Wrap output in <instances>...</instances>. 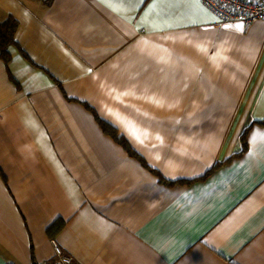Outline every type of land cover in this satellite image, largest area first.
Returning a JSON list of instances; mask_svg holds the SVG:
<instances>
[{"label": "crops", "instance_id": "0c3cea01", "mask_svg": "<svg viewBox=\"0 0 264 264\" xmlns=\"http://www.w3.org/2000/svg\"><path fill=\"white\" fill-rule=\"evenodd\" d=\"M10 16L0 264L52 262L53 240L76 264H264V22L201 0H0Z\"/></svg>", "mask_w": 264, "mask_h": 264}, {"label": "built area", "instance_id": "2783aa9c", "mask_svg": "<svg viewBox=\"0 0 264 264\" xmlns=\"http://www.w3.org/2000/svg\"><path fill=\"white\" fill-rule=\"evenodd\" d=\"M203 4L221 22H239L245 25L256 21L264 22V0H201ZM54 259L40 264H76L74 258L67 254L53 240Z\"/></svg>", "mask_w": 264, "mask_h": 264}, {"label": "trees", "instance_id": "16d2710c", "mask_svg": "<svg viewBox=\"0 0 264 264\" xmlns=\"http://www.w3.org/2000/svg\"><path fill=\"white\" fill-rule=\"evenodd\" d=\"M46 2L47 4H50L52 0H46ZM17 27H18V22L12 16L8 17V19L4 22L0 20V53L6 62L10 60L9 47L16 43L15 33ZM99 122L103 127H107V124L105 125V123H103V121H101L100 119ZM112 135L115 137L117 141L122 142L125 145V148H127L129 152H131L128 144L124 139L117 137L114 133ZM245 136L246 134L244 135V149H246ZM62 227L63 224H59V222H57L50 229H53L55 232V231H60Z\"/></svg>", "mask_w": 264, "mask_h": 264}, {"label": "snow or ice", "instance_id": "6c2138e0", "mask_svg": "<svg viewBox=\"0 0 264 264\" xmlns=\"http://www.w3.org/2000/svg\"><path fill=\"white\" fill-rule=\"evenodd\" d=\"M107 2H108V3H112V2H114V0H107ZM137 2H142V0H137ZM226 27H230V26L226 25ZM236 27H237V28H240V27H242V26H241V25H237Z\"/></svg>", "mask_w": 264, "mask_h": 264}]
</instances>
